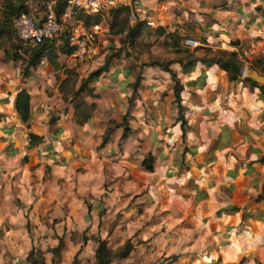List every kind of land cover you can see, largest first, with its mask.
<instances>
[{
	"label": "crops",
	"instance_id": "0c3cea01",
	"mask_svg": "<svg viewBox=\"0 0 264 264\" xmlns=\"http://www.w3.org/2000/svg\"><path fill=\"white\" fill-rule=\"evenodd\" d=\"M139 2L158 23L144 25L131 44L147 30L149 54H122L88 83L81 124L79 97H62L72 82L65 53L57 49L59 68L44 57L24 77L23 65L0 50V177L12 165L45 162L67 170L73 183L93 178L97 192L104 179H115V190L144 189L156 223L170 226L160 234L171 241L165 255L177 256L172 264H264V82L247 76L249 70L264 76V0ZM60 20L71 25L77 16L67 11ZM135 25L128 20L129 28ZM113 37L130 45L127 31ZM186 37L198 46L183 45ZM101 48L69 68L81 73L74 90L89 75L84 70L102 59ZM219 51H246L237 79L220 67ZM163 58L182 86L178 94L171 73L157 63ZM21 89L31 97L28 123L14 108ZM28 133L41 142L29 145ZM149 158L151 171L143 166Z\"/></svg>",
	"mask_w": 264,
	"mask_h": 264
},
{
	"label": "rangeland",
	"instance_id": "374dc122",
	"mask_svg": "<svg viewBox=\"0 0 264 264\" xmlns=\"http://www.w3.org/2000/svg\"><path fill=\"white\" fill-rule=\"evenodd\" d=\"M32 1L34 12L43 14L46 1ZM13 18L9 21L12 42H0L1 54L5 52L8 58L16 54L26 58L24 50L29 44H22L17 39L12 28ZM105 22L109 23L108 18ZM64 28L68 30L70 24L65 23ZM147 35L144 29L143 35L134 44H131V38L128 46L127 39L119 38L120 42L115 43L113 35L106 33L101 42L102 59L86 68L84 73L94 71L105 60L112 62L122 54L132 57L149 54L151 45L143 43ZM152 58L150 55V61ZM15 60L20 66L22 58ZM162 61L166 62V59ZM65 71L72 75V82L63 86L62 97L70 100L74 82L81 73L69 68ZM12 166L11 173L5 170L4 176L0 177V264H31L32 259L28 256L31 250H34V257L43 255L47 264H95L96 236L107 239L113 252L120 249L125 240L133 242L134 250L130 255L123 259L115 257L111 264H172L177 259L176 255L168 256L163 252L169 239H166L167 235L163 239L160 233L170 226L156 223L157 214L147 209L149 204L144 189L138 193L124 188L115 190L111 185L117 183L116 180L106 178L97 192L91 187L93 178L76 177L74 184L67 170L54 171L55 168L45 162L33 167Z\"/></svg>",
	"mask_w": 264,
	"mask_h": 264
},
{
	"label": "trees",
	"instance_id": "16d2710c",
	"mask_svg": "<svg viewBox=\"0 0 264 264\" xmlns=\"http://www.w3.org/2000/svg\"><path fill=\"white\" fill-rule=\"evenodd\" d=\"M47 1V0H45ZM44 1V2H45ZM67 6L66 0H55V12L57 15V18L60 20L61 16L64 14L65 8ZM32 13L31 7L27 0H2L0 3V42L4 41H10L12 42V32L9 29L10 25V19L14 16L20 14V13ZM128 14L129 10L126 7H118L116 9H113L110 11V20H109V33L111 35H117L119 33H123L124 31H127V35L129 38L134 37L137 32L140 31V29L144 26L142 23H137L134 27H128ZM41 14L40 16H42ZM39 16V17H40ZM79 19L82 20V22L86 26L95 25L101 22L102 18L99 15H85V14H79L77 15ZM67 31V30H65ZM65 35L66 32H63L59 37V44L56 45V40L51 41H44L42 43L36 44L34 42H28V43H22V44H29V47L24 50V52L27 54V57L23 58L20 55L16 54L13 56L14 59L16 58H22L21 65L22 67V75L25 77L28 75V71L31 68H35L37 64L44 58L48 57V60L57 67V49L61 53H67L68 48L64 45L65 42ZM173 37V35L171 34ZM174 40L177 39V37L173 38ZM218 62L220 67L226 71L228 78L230 80H235L240 75V67H241V61L237 58V54L234 51H219L218 52ZM159 65L164 66L167 71L171 73V76L173 77L175 81L174 85V91L176 94H178L179 90L182 88L178 80L174 78V74L171 72V70L168 68V65L170 62L162 63L157 62ZM109 66V60H105L104 63L98 67L96 70L89 73V75L86 78H83L81 80V84L78 87L77 90H74L72 92V97H79L78 100H75V106H76V116L78 117V122L81 124L85 119L88 117V113L86 110L81 108V106L85 105L84 101L81 97V94L86 90L87 85L90 81L98 77L102 72L107 71ZM140 77L138 76L135 83L132 84L133 88L136 89L138 85ZM63 100L66 102L69 100L68 98H63ZM30 101L31 97L27 90L21 89L18 91L15 97L14 101V108L18 115V118L22 123H28L30 120ZM111 129H108L105 132V135L103 136V143L106 141L108 134L110 133ZM28 142L29 145H34L36 143L41 142L42 138L34 135L32 133H28ZM143 166L146 170L151 171L152 170V164L151 160L145 159L143 161ZM96 242V248L94 250V258H95V264H111L114 261L115 257L118 258H127L130 253L134 250V244L130 239L125 240L123 245L120 249L113 252L108 247L107 239L101 238L100 236H96L95 238ZM56 250V248H55ZM41 255V253H40ZM29 258L32 259L31 264H47L45 259L43 258V255L40 256L38 254V258L34 257V250H31L29 252ZM54 264V263H51ZM169 264V263H166Z\"/></svg>",
	"mask_w": 264,
	"mask_h": 264
},
{
	"label": "built area",
	"instance_id": "2783aa9c",
	"mask_svg": "<svg viewBox=\"0 0 264 264\" xmlns=\"http://www.w3.org/2000/svg\"><path fill=\"white\" fill-rule=\"evenodd\" d=\"M140 0H66L67 11L79 14L99 15L105 19L110 11L118 7H126L129 10L128 20L131 23H142L148 27L156 26L157 18L151 12L140 7ZM12 28L16 33L17 39L22 43L34 42L36 44L44 41L56 40L66 32L64 45L68 48L65 53L64 66L76 68L79 64L94 58L103 40V36L109 32V26L90 25L86 26L77 17L75 23L65 31L61 20L57 18L55 12V0H47L45 11L42 16L31 13H20L12 20ZM183 45L197 47L198 41L186 37L182 40ZM246 51H238L237 58L242 62Z\"/></svg>",
	"mask_w": 264,
	"mask_h": 264
},
{
	"label": "water",
	"instance_id": "95a60500",
	"mask_svg": "<svg viewBox=\"0 0 264 264\" xmlns=\"http://www.w3.org/2000/svg\"><path fill=\"white\" fill-rule=\"evenodd\" d=\"M247 76L251 77L252 79L258 81V82H264V76H260L257 74L254 70H249L247 72Z\"/></svg>",
	"mask_w": 264,
	"mask_h": 264
}]
</instances>
